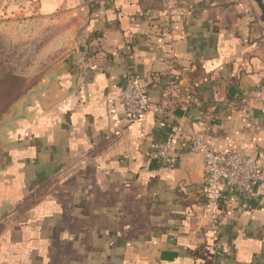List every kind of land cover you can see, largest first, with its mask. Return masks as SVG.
I'll return each instance as SVG.
<instances>
[{"label": "crops", "instance_id": "1", "mask_svg": "<svg viewBox=\"0 0 264 264\" xmlns=\"http://www.w3.org/2000/svg\"><path fill=\"white\" fill-rule=\"evenodd\" d=\"M6 18H67L77 32L72 56L0 126V264H264V186L209 207L188 155L200 134L264 170L255 0H0ZM127 74L149 103L133 123ZM174 128L179 159L158 161Z\"/></svg>", "mask_w": 264, "mask_h": 264}, {"label": "rangeland", "instance_id": "2", "mask_svg": "<svg viewBox=\"0 0 264 264\" xmlns=\"http://www.w3.org/2000/svg\"><path fill=\"white\" fill-rule=\"evenodd\" d=\"M76 32L67 18L0 19V126L72 56Z\"/></svg>", "mask_w": 264, "mask_h": 264}, {"label": "built area", "instance_id": "3", "mask_svg": "<svg viewBox=\"0 0 264 264\" xmlns=\"http://www.w3.org/2000/svg\"><path fill=\"white\" fill-rule=\"evenodd\" d=\"M176 93V88H172L164 95L156 110L158 114H169L170 98ZM119 99L124 115L130 123L139 120L148 110L149 103L145 92L131 74L124 77ZM177 134L178 130L174 128L160 144L155 154L158 161L174 162L179 159L180 155L176 148ZM188 141L190 143L188 155L200 157L202 162L204 194L209 207H215L228 191L234 192L242 199H251L258 189L264 186V170L259 155H250L244 149L217 152L205 143L200 134Z\"/></svg>", "mask_w": 264, "mask_h": 264}, {"label": "water", "instance_id": "4", "mask_svg": "<svg viewBox=\"0 0 264 264\" xmlns=\"http://www.w3.org/2000/svg\"><path fill=\"white\" fill-rule=\"evenodd\" d=\"M255 4L259 10V20L264 24V0H255Z\"/></svg>", "mask_w": 264, "mask_h": 264}, {"label": "trees", "instance_id": "5", "mask_svg": "<svg viewBox=\"0 0 264 264\" xmlns=\"http://www.w3.org/2000/svg\"><path fill=\"white\" fill-rule=\"evenodd\" d=\"M177 139H179L180 141H183L184 139L182 138V136L178 133L177 134V137H176V140ZM202 249H204L203 247H201ZM214 248H216V253H215V255H217V256H219L220 255V249H219V243H217L214 247H213V249Z\"/></svg>", "mask_w": 264, "mask_h": 264}]
</instances>
